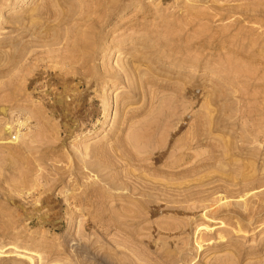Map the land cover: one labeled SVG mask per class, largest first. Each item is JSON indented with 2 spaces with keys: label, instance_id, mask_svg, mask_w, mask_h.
<instances>
[{
  "label": "rangeland",
  "instance_id": "1",
  "mask_svg": "<svg viewBox=\"0 0 264 264\" xmlns=\"http://www.w3.org/2000/svg\"><path fill=\"white\" fill-rule=\"evenodd\" d=\"M143 122L205 160L187 202L117 163ZM0 249L264 264V0H0Z\"/></svg>",
  "mask_w": 264,
  "mask_h": 264
},
{
  "label": "bare ground",
  "instance_id": "2",
  "mask_svg": "<svg viewBox=\"0 0 264 264\" xmlns=\"http://www.w3.org/2000/svg\"><path fill=\"white\" fill-rule=\"evenodd\" d=\"M153 121L155 120H152L150 123H153ZM26 122H28L27 118H26ZM142 124L141 127L138 125L139 126L138 129L135 128L133 130L134 132L129 136L127 140L116 141L115 143L114 152L116 155V161L117 163L120 161L119 165L122 166L123 169L122 172L124 171L126 174L125 176L129 177L131 180H135L137 183L139 182L141 188L138 186L137 187L140 188L138 189L140 191L143 190L145 193H148L150 195L152 193L155 194L162 193L163 195L167 194L170 195L171 197L175 196L174 198L176 200L181 199L180 201L187 202L191 198L190 197L191 190L193 189L191 178L202 168L205 167V163H204L205 160H201L197 162V164L195 165L192 163L191 154L189 153L191 149L189 144L190 141L189 143L179 144L178 146H176V148H174L175 150L173 153L170 152L171 154L168 153L169 155L168 154L166 155V150L169 147L168 141L166 140L162 141V138L160 139L161 142L154 141L156 139L154 138L155 134L158 133L159 131L158 127L156 126L157 124L154 123V125H149V123H144V122ZM167 128L169 130V126ZM181 128L182 127H179V130H181ZM198 141L199 142L196 143L202 142L200 138H198ZM2 143L11 144L12 142L6 141ZM125 166L131 170L134 169V172L138 171L139 175H135L129 172L130 170H128ZM141 173L148 174V177L154 180H147V179L144 180V178H142L143 176L141 175ZM176 185H179V187ZM4 253L6 252L0 249V257H6ZM3 254L4 256H2ZM25 259H27L29 263H23V264H33V262H35L33 261L34 258L30 256H26ZM237 263L238 260L233 256H225L214 262V264H237Z\"/></svg>",
  "mask_w": 264,
  "mask_h": 264
},
{
  "label": "built area",
  "instance_id": "3",
  "mask_svg": "<svg viewBox=\"0 0 264 264\" xmlns=\"http://www.w3.org/2000/svg\"><path fill=\"white\" fill-rule=\"evenodd\" d=\"M14 139H16V138H14Z\"/></svg>",
  "mask_w": 264,
  "mask_h": 264
}]
</instances>
